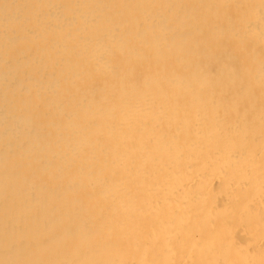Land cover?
I'll list each match as a JSON object with an SVG mask.
<instances>
[{"label": "bare ground", "instance_id": "6f19581e", "mask_svg": "<svg viewBox=\"0 0 264 264\" xmlns=\"http://www.w3.org/2000/svg\"><path fill=\"white\" fill-rule=\"evenodd\" d=\"M35 1L0 0V264H264L257 100L234 94L210 63V88L202 75L187 85L181 66L174 81L146 83L125 102L92 75L85 117L53 116L55 100L39 96L53 40L63 38L51 23L79 19L86 4L56 0L49 17ZM114 60L111 68L122 65ZM144 72L171 74L161 65ZM110 130L119 135L106 144Z\"/></svg>", "mask_w": 264, "mask_h": 264}, {"label": "rangeland", "instance_id": "374dc122", "mask_svg": "<svg viewBox=\"0 0 264 264\" xmlns=\"http://www.w3.org/2000/svg\"><path fill=\"white\" fill-rule=\"evenodd\" d=\"M81 1L86 6L79 8V19L54 16L51 23L52 36L63 38L61 42L53 40L56 48L47 64L52 69L40 82L45 91L39 96L55 100L53 116L61 112L71 121L80 112L85 117L88 100L82 88L92 75L100 82H110L107 94L125 102L129 93L139 94L146 83L161 86L174 81L177 77L172 72L180 75L185 71L187 85L192 87L199 86L198 78L204 76L205 87L210 88L206 86L210 63L220 69L217 73L224 77L222 84H233L234 94L255 98L264 110V82L260 83L264 76V0H169L179 4L175 10L162 0H116L112 6L109 0ZM145 2L150 10L145 16L137 15L135 8ZM36 3L43 16L50 17L49 11L59 7L56 0ZM152 46L155 49L150 52ZM117 57L122 65L111 68ZM146 65L165 66L172 75L163 73L165 76L155 79L145 74ZM136 72L142 79L124 86L122 76L130 80ZM84 126L94 129L92 122ZM144 129L132 127L131 131L142 133ZM118 135L115 130L108 131L106 144L116 141Z\"/></svg>", "mask_w": 264, "mask_h": 264}]
</instances>
